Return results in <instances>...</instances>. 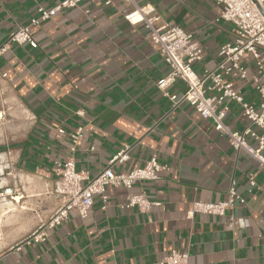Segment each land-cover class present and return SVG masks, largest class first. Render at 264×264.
Wrapping results in <instances>:
<instances>
[{
  "label": "crops",
  "instance_id": "crops-1",
  "mask_svg": "<svg viewBox=\"0 0 264 264\" xmlns=\"http://www.w3.org/2000/svg\"><path fill=\"white\" fill-rule=\"evenodd\" d=\"M60 0H0V44L18 25ZM160 18L193 35L202 48L197 74L217 63L221 44L235 35L213 0H141ZM126 0H81L31 28L37 46L16 44L0 55V264H159L173 249L192 264H264V168L188 103L172 108L156 82L168 63L147 41V28L123 19ZM264 57V50L259 49ZM244 78L226 77L246 101L258 105L256 60L241 58ZM185 83L168 89L181 94ZM224 122L240 132L248 122L241 106L226 101ZM83 126L73 157L94 177L124 145L129 159L112 166L125 173L157 155L166 166L159 180L130 190L106 186V207L95 197L86 218L75 209L40 243H18L61 203L54 190L56 161L69 156L67 135ZM254 146L255 142L249 140ZM256 187H249V175ZM239 199L228 215L187 212L195 200L227 197L231 180ZM129 192L158 201L143 213L121 209ZM240 200H243L240 202Z\"/></svg>",
  "mask_w": 264,
  "mask_h": 264
},
{
  "label": "built area",
  "instance_id": "built-area-1",
  "mask_svg": "<svg viewBox=\"0 0 264 264\" xmlns=\"http://www.w3.org/2000/svg\"><path fill=\"white\" fill-rule=\"evenodd\" d=\"M80 1L60 0L49 9L37 7V15L28 24L16 26L0 44V55L16 44L36 47L37 42L33 39L31 28L41 21L52 18L61 9L76 7ZM140 1L126 0L129 9L123 19L130 25L145 26L148 30L146 36L148 43L169 65V71L156 82L160 95L171 100L172 108L186 102L199 116L211 119L214 129L226 134L236 151L244 150L252 156L259 167L264 168V57L259 52V49L264 50V0H213L216 4L222 5L219 18L233 23L236 31L233 39L220 45L215 66L204 69L200 75L194 71L193 64L201 62L202 48L193 39V35L179 26L162 20L154 7L147 3L140 5ZM109 2L110 0H105V4ZM245 53L251 54L256 60L257 71L252 78L259 96L258 105L246 101L240 90L234 87L233 82L225 79L227 76L245 77L246 70L241 64V58ZM177 80L185 83L181 94L170 92L168 89ZM226 101H234L241 106V113L248 124L240 132L231 131L224 122ZM83 130V126L76 127L74 131H66L63 127L57 129L58 133L67 135L70 143L69 156L64 160L56 161L54 166L53 193L60 198L61 203L46 220L41 221L23 237L18 246L44 241L48 235L47 231L58 227L66 220L72 209H75L80 217L86 218L95 197L101 199V208L104 209L108 199L105 193L106 186L130 190L135 182L159 180L160 172L166 169V166L158 161L157 155L153 154L141 167L131 168L125 173L114 172L113 164L123 163L129 159L130 147L124 145L112 155L104 169L91 177L86 171L76 167V160L72 156L83 135ZM250 139L255 142L254 146L249 143ZM235 186L236 181L232 179L224 200L193 201L187 215L189 217L195 214L228 215L226 227L231 229L234 216L228 212L239 199ZM249 187H256L252 174L249 175ZM11 192L10 187L3 188L0 191V200ZM155 205H159V202L149 200L144 192H129L119 207L121 209L135 207L147 213ZM159 264L192 263L189 261V253L173 249L159 261Z\"/></svg>",
  "mask_w": 264,
  "mask_h": 264
}]
</instances>
